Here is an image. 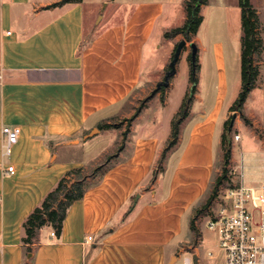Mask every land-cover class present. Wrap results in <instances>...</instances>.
I'll return each mask as SVG.
<instances>
[{
	"label": "crops",
	"instance_id": "crops-1",
	"mask_svg": "<svg viewBox=\"0 0 264 264\" xmlns=\"http://www.w3.org/2000/svg\"><path fill=\"white\" fill-rule=\"evenodd\" d=\"M60 1L0 0V264H173L183 254L178 241L185 224L208 194L220 160V126L232 106L224 45L197 49L205 55L188 115L155 178L182 104L163 124L172 80L163 102L152 100L132 116L117 160L70 205L61 233L52 237V228L42 227L27 251V216L69 170L99 164L112 150L116 140L98 156L88 153L87 141L115 137L98 124L110 123L153 71L164 34L186 20V0L54 5ZM158 29L144 72V50ZM151 109L156 114L148 118ZM4 126L20 127L10 155L3 154ZM191 253L193 260L185 256L184 264H200L198 250Z\"/></svg>",
	"mask_w": 264,
	"mask_h": 264
},
{
	"label": "rangeland",
	"instance_id": "rangeland-1",
	"mask_svg": "<svg viewBox=\"0 0 264 264\" xmlns=\"http://www.w3.org/2000/svg\"><path fill=\"white\" fill-rule=\"evenodd\" d=\"M250 2L257 11V37L260 40L257 52L254 54V64L259 68L256 87L249 93L241 111H232L229 108V113L225 120L226 123H222V129L220 126L219 142L217 143L220 160H218L216 165L212 185L204 201L195 209L192 218L185 224L181 240L178 241L181 245L178 251L183 254L173 264H184L183 258L185 256L193 260V253L191 251L194 247L199 252L200 264H223V254L219 251L218 234L215 230L209 228V222L212 213L214 212L215 214L218 210L219 202L226 189L238 185L240 181L247 186L254 187L264 196V152L258 140L260 139L264 143V0H250ZM85 10L89 15L90 6L88 4H86ZM200 13L203 21L195 34L196 40L193 41L192 38V42H194L197 49L202 46L209 48L213 42L223 43L230 88L228 99L230 100L229 103L233 104L238 97L239 85H241V57L238 58V54H241L243 30L239 0H206L205 4L201 6ZM176 23L175 25H183V18H180ZM158 33L159 29L152 41L145 47L144 72L148 71L154 58L157 43L156 36H158ZM182 39L181 35L175 38L166 39L163 37L161 39L151 74L145 77L140 85L119 105L117 113L106 120L110 122L109 124L117 126L110 128L116 139H114L115 137H113L112 133H105L93 139V143L87 141L88 146L86 145V147L88 153L94 152L98 156L102 151L112 148L116 140V145L102 157L99 164H105V167H107L117 160L116 154L119 152L118 149L126 136H124V132L130 129L134 114H138L152 100L158 99L160 102L164 101L169 84L166 87L162 86L164 89L159 91L160 88L156 90L157 83L164 79L175 48ZM190 53L191 46L188 42L184 45L176 64L177 72L175 76H171L169 79V82L172 80L173 85L170 89L169 105L162 115L163 124L168 121L172 113L181 104L184 96L190 93L192 87L199 80V66L195 67L192 60L189 61L188 56ZM204 55L203 52H196L195 59H197V64H199V58H204ZM192 75L196 81L192 78ZM155 114L156 110L154 111V109L146 112V115L150 116L148 118H151ZM233 116H235L234 123L230 125ZM226 130H228V138L231 142V159L229 165L226 167L228 171L226 178L218 186L212 202L204 208L203 206L213 191L216 179L223 174L225 147L222 143V134ZM93 133L96 134L97 131ZM236 134L239 135L240 140L235 139ZM99 164L89 165L84 168L81 175L70 176L67 180L68 184L76 182L83 177H88L84 184L92 182L93 180L89 175ZM158 168L159 161L155 170L157 171ZM191 220L194 221V230L190 227ZM208 252H213L217 256L210 259ZM174 260L175 258L172 259V262Z\"/></svg>",
	"mask_w": 264,
	"mask_h": 264
},
{
	"label": "trees",
	"instance_id": "trees-1",
	"mask_svg": "<svg viewBox=\"0 0 264 264\" xmlns=\"http://www.w3.org/2000/svg\"><path fill=\"white\" fill-rule=\"evenodd\" d=\"M82 0H61L54 5H59L63 3H79ZM206 0H186L185 11L186 20L184 24L180 27H176L164 35L166 38H174L181 35L186 43H192L193 36L197 33L201 23L202 15L200 13L201 6L205 4ZM239 6L241 8V18H242V40H241V89L238 97L230 107L232 111H241L243 105L245 104L249 93L256 87L257 78L259 75V68L254 64V54L257 52L260 40L257 37V11L252 6L250 0H239ZM189 61H191V53L188 56ZM195 59L194 65L198 67ZM196 63V64H195ZM192 78L194 79L193 75ZM196 81V79H194ZM194 85L188 93L179 108V111L172 122V132L170 140L168 141L166 147L163 149L160 159L159 168L154 172L153 179L156 174L162 170V163L165 160L168 152L177 144L180 134V125L182 121L187 117L189 111V105L193 99V94L195 93ZM164 87H161L159 91H162ZM243 117V116H242ZM228 122V121H227ZM230 122V121H229ZM226 123V122H225ZM117 126L111 125L109 123L98 124V129H109L115 128ZM128 130L124 132V136L127 134ZM222 143L225 147L224 153V165L223 174H221L217 179L213 187V191L209 198L207 199L204 208L209 205L218 186L222 183V180L226 178L227 166L229 165L231 159V142L228 138V130L222 134ZM122 146L118 149L120 151ZM107 167L105 164L98 165L94 171L89 175L91 179H95L105 173ZM83 169L82 167H76L69 170L56 184V186L48 192L44 197L42 202L33 209V211L27 216L23 222L24 237L23 243L27 245V251H31V245L36 242L38 231L44 226H50L53 231L59 235L62 231L63 221L67 214V210L70 205L81 199L84 196L86 189L92 184L86 182V178H82L68 184L67 180L72 175H81ZM190 227L194 230V221L191 220Z\"/></svg>",
	"mask_w": 264,
	"mask_h": 264
},
{
	"label": "built area",
	"instance_id": "built-area-1",
	"mask_svg": "<svg viewBox=\"0 0 264 264\" xmlns=\"http://www.w3.org/2000/svg\"><path fill=\"white\" fill-rule=\"evenodd\" d=\"M19 134V126L2 128L4 155H10ZM239 138L236 134L235 139ZM7 171L13 172V167ZM219 203L209 228L218 234L223 264H264V196L254 187L238 184L227 188ZM51 236L56 237V232L52 231ZM185 264L193 262L187 259Z\"/></svg>",
	"mask_w": 264,
	"mask_h": 264
},
{
	"label": "water",
	"instance_id": "water-1",
	"mask_svg": "<svg viewBox=\"0 0 264 264\" xmlns=\"http://www.w3.org/2000/svg\"><path fill=\"white\" fill-rule=\"evenodd\" d=\"M184 45H186V41L184 39L178 42L175 48V51L173 53V57L171 61L169 62V69L166 71L164 79L157 83L156 90H159V88H161L162 86H165V87L168 86L170 77L173 76L176 72V64L179 60V57H180V54H181V51ZM190 46H191V60H192V63L194 64L197 47L194 44V42L190 43ZM234 119H235V116H233V118L231 119L230 125L234 123ZM94 131H98V129H94L93 131L85 135L84 139H89L90 137H92L94 135L93 133Z\"/></svg>",
	"mask_w": 264,
	"mask_h": 264
}]
</instances>
